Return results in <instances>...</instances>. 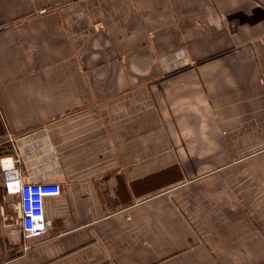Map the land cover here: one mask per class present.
<instances>
[{"label":"crops","instance_id":"obj_1","mask_svg":"<svg viewBox=\"0 0 264 264\" xmlns=\"http://www.w3.org/2000/svg\"><path fill=\"white\" fill-rule=\"evenodd\" d=\"M9 149L0 264H264V0H0Z\"/></svg>","mask_w":264,"mask_h":264},{"label":"built area","instance_id":"obj_2","mask_svg":"<svg viewBox=\"0 0 264 264\" xmlns=\"http://www.w3.org/2000/svg\"><path fill=\"white\" fill-rule=\"evenodd\" d=\"M0 167L6 191L18 198L15 206L19 227L24 237L34 238L44 235L48 231L45 202L48 197L61 194V184L24 181L16 155H0Z\"/></svg>","mask_w":264,"mask_h":264},{"label":"trees","instance_id":"obj_3","mask_svg":"<svg viewBox=\"0 0 264 264\" xmlns=\"http://www.w3.org/2000/svg\"><path fill=\"white\" fill-rule=\"evenodd\" d=\"M5 145H7V144H5ZM8 152H12V149H9V150H7V151H0V155H4L5 153H8Z\"/></svg>","mask_w":264,"mask_h":264},{"label":"rangeland","instance_id":"obj_4","mask_svg":"<svg viewBox=\"0 0 264 264\" xmlns=\"http://www.w3.org/2000/svg\"><path fill=\"white\" fill-rule=\"evenodd\" d=\"M16 204V203H15ZM15 204H14V207H15V210H16V206H15Z\"/></svg>","mask_w":264,"mask_h":264}]
</instances>
